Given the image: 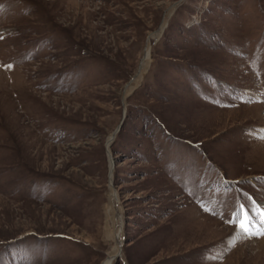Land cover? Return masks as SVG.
Listing matches in <instances>:
<instances>
[{
    "label": "rangeland",
    "instance_id": "rangeland-1",
    "mask_svg": "<svg viewBox=\"0 0 264 264\" xmlns=\"http://www.w3.org/2000/svg\"><path fill=\"white\" fill-rule=\"evenodd\" d=\"M113 203L111 264H264V0H0V264H103Z\"/></svg>",
    "mask_w": 264,
    "mask_h": 264
},
{
    "label": "snow or ice",
    "instance_id": "snow-or-ice-1",
    "mask_svg": "<svg viewBox=\"0 0 264 264\" xmlns=\"http://www.w3.org/2000/svg\"><path fill=\"white\" fill-rule=\"evenodd\" d=\"M8 67L10 68L11 65H9ZM241 212L242 210H238L235 215V221H229V222L230 223L239 222L240 232L247 236H264V212L259 213L256 216L255 220H253L252 217H248L244 221H241ZM253 223H256L259 225V228L255 231L252 230Z\"/></svg>",
    "mask_w": 264,
    "mask_h": 264
},
{
    "label": "bare ground",
    "instance_id": "bare-ground-1",
    "mask_svg": "<svg viewBox=\"0 0 264 264\" xmlns=\"http://www.w3.org/2000/svg\"><path fill=\"white\" fill-rule=\"evenodd\" d=\"M109 139H112V136ZM111 209L113 210V214H112L111 219H112V223H113L112 227H114V231L111 230V234L110 235H111V237L114 240V247H112V249L108 252L107 258H106V260H105V262L103 264H111L112 260L114 259L115 253L117 251H120V247L122 245V237L120 238V234H119V231H121V217H120L119 213L115 210L114 203H113V206L111 207ZM119 212H120V210H119ZM254 225H256V224H254ZM255 228H253V230Z\"/></svg>",
    "mask_w": 264,
    "mask_h": 264
},
{
    "label": "water",
    "instance_id": "water-1",
    "mask_svg": "<svg viewBox=\"0 0 264 264\" xmlns=\"http://www.w3.org/2000/svg\"><path fill=\"white\" fill-rule=\"evenodd\" d=\"M120 248H121V247H120ZM119 254H120V251H117V252L115 253V255H114V258L117 257V256H119Z\"/></svg>",
    "mask_w": 264,
    "mask_h": 264
}]
</instances>
